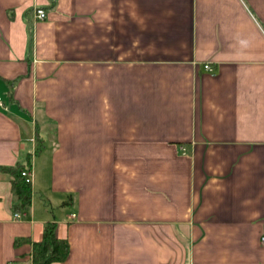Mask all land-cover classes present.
<instances>
[{
	"label": "crops",
	"instance_id": "0c3cea01",
	"mask_svg": "<svg viewBox=\"0 0 264 264\" xmlns=\"http://www.w3.org/2000/svg\"><path fill=\"white\" fill-rule=\"evenodd\" d=\"M0 98V264H264V0H0Z\"/></svg>",
	"mask_w": 264,
	"mask_h": 264
},
{
	"label": "trees",
	"instance_id": "16d2710c",
	"mask_svg": "<svg viewBox=\"0 0 264 264\" xmlns=\"http://www.w3.org/2000/svg\"><path fill=\"white\" fill-rule=\"evenodd\" d=\"M11 175V187L16 196L14 211H26L32 204V185L22 175V171L28 169L27 163H18L12 167H6ZM30 239L18 238L15 244L29 242ZM32 264H52L63 262L69 255V242L58 235L57 223L47 221L43 227V235L40 240L32 242Z\"/></svg>",
	"mask_w": 264,
	"mask_h": 264
},
{
	"label": "built area",
	"instance_id": "2783aa9c",
	"mask_svg": "<svg viewBox=\"0 0 264 264\" xmlns=\"http://www.w3.org/2000/svg\"><path fill=\"white\" fill-rule=\"evenodd\" d=\"M35 13H36V16L40 19H44L46 18L47 16V13L46 11L43 9V8H36L35 10ZM204 67L208 70H212V66L209 62H206L204 64ZM0 105H2V101H1V98H0ZM22 175L25 177L26 181L31 183L33 182V173L30 169H26L24 171H22ZM15 217H19L20 213L19 212H16L15 214ZM261 241L262 243H264V236L261 237Z\"/></svg>",
	"mask_w": 264,
	"mask_h": 264
}]
</instances>
